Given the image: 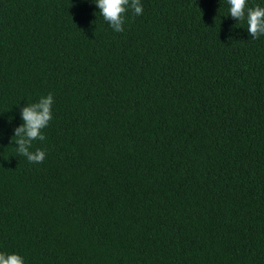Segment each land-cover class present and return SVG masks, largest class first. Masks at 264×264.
<instances>
[{
	"label": "trees",
	"instance_id": "trees-1",
	"mask_svg": "<svg viewBox=\"0 0 264 264\" xmlns=\"http://www.w3.org/2000/svg\"><path fill=\"white\" fill-rule=\"evenodd\" d=\"M141 4L117 33L92 0H0V252L264 264V35L227 0ZM49 93L29 163L14 129Z\"/></svg>",
	"mask_w": 264,
	"mask_h": 264
},
{
	"label": "clouds",
	"instance_id": "clouds-1",
	"mask_svg": "<svg viewBox=\"0 0 264 264\" xmlns=\"http://www.w3.org/2000/svg\"><path fill=\"white\" fill-rule=\"evenodd\" d=\"M98 7L104 21L117 33L124 31L125 14L131 9L134 15L143 14L141 0H92ZM230 5L229 15L240 22L246 21L247 31L252 39H258L264 35V7L248 6V0H227ZM54 97L51 93L42 96L38 102L26 105L21 110L23 123L14 129L16 151L26 157L29 163H43L46 152L41 149L31 151L33 142L46 139L42 130L52 120V106ZM0 264H25L24 258L19 254H7L0 252Z\"/></svg>",
	"mask_w": 264,
	"mask_h": 264
}]
</instances>
